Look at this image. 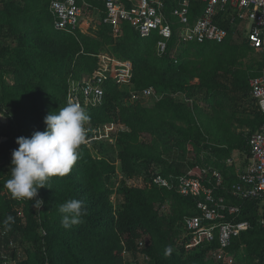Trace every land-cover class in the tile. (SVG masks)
Here are the masks:
<instances>
[{
    "label": "trees",
    "instance_id": "1",
    "mask_svg": "<svg viewBox=\"0 0 264 264\" xmlns=\"http://www.w3.org/2000/svg\"><path fill=\"white\" fill-rule=\"evenodd\" d=\"M49 3L0 0V114L7 120L0 127V137L6 138L0 144V264H223L210 256L218 247L216 239L197 247H187L191 236L182 239L184 216L198 209L195 198L177 191L175 178L205 163L220 170L226 184L233 182L225 160L233 150L247 152L249 135L264 121L252 104L247 106L249 82L260 75L264 61L253 57L256 51L241 23L218 21L227 30L219 43H184L173 33L159 56L157 31L142 37L128 22L117 38L105 23L94 35L57 30ZM172 5L169 0L166 10ZM191 7L198 10V2L193 0ZM104 50L131 61V84L106 81L102 103L85 109L89 146L79 147L70 174L51 178V188L38 189L37 198L45 202L39 211L32 201L14 199L5 181L16 138L43 131L44 117L66 105L68 80L90 74ZM148 87L160 95L148 98L151 106L145 98L131 99L130 91ZM110 122L127 127L117 132L114 144L92 139ZM238 127L247 129L246 136ZM117 168L123 178L114 190L109 184ZM157 174L172 187L158 186L153 181ZM227 186L215 194L236 204L238 220L250 224L230 240L233 263L264 264L258 204L236 199ZM70 199L84 201L87 211L81 223L65 229L58 208ZM165 201L169 213L161 210ZM8 215L14 222L6 229Z\"/></svg>",
    "mask_w": 264,
    "mask_h": 264
},
{
    "label": "built area",
    "instance_id": "2",
    "mask_svg": "<svg viewBox=\"0 0 264 264\" xmlns=\"http://www.w3.org/2000/svg\"><path fill=\"white\" fill-rule=\"evenodd\" d=\"M168 1L50 0L48 9L53 27L57 30L73 32L78 29L83 34L94 35L99 25L105 23L111 25L112 35L117 38V31L124 22H128L142 37L157 31L159 40L156 53L159 56L165 53L173 33L184 43H219L227 37V30L218 21L228 25L241 23L248 45L264 61V0H196L198 10H192L193 0H174V5L167 11ZM97 58V64L90 74L81 79L68 80L66 104L72 101L85 110L102 103L106 81L111 80L120 86L131 84L132 63L129 59L120 58L110 50L100 51ZM249 85L250 104L264 115V68L259 76L250 80ZM130 93L133 99L160 98L153 87ZM125 129L127 127L120 122L106 123L100 126L97 136L92 139H106L114 144L117 132ZM90 140L85 136L83 144L89 146ZM242 153L244 158L240 163H236L231 155L225 160L226 167L233 169L235 175V180L228 184L220 170L205 163L197 165L199 171L188 167L175 178L177 191L195 198L198 209L196 214L184 216L183 232L191 236L190 242L195 240L197 246L216 239L218 247L212 255H216L215 258L223 264H234L233 255L227 247L231 238L239 236L250 224L238 220L239 207L227 201L223 195H216V189L225 191L228 185L226 191L236 199L256 201L259 207L258 222L264 227V121L249 135L248 150ZM205 157L204 153L200 155V158ZM153 181L160 187H172L160 174L153 176ZM166 206H170L169 201L161 205V210ZM187 236L183 234L181 237ZM187 247L193 246L189 244Z\"/></svg>",
    "mask_w": 264,
    "mask_h": 264
},
{
    "label": "clouds",
    "instance_id": "3",
    "mask_svg": "<svg viewBox=\"0 0 264 264\" xmlns=\"http://www.w3.org/2000/svg\"><path fill=\"white\" fill-rule=\"evenodd\" d=\"M88 121L86 111L79 104L69 101L58 111H51L44 117L46 127L43 131H34L30 137L16 138L18 148L12 150L10 178L5 181L14 199L32 201V206L39 211L45 202L37 198L38 189L51 188L48 183L51 178L70 174L79 157L78 149L85 141ZM86 211L84 201L80 199L60 204L61 226L70 229L81 223ZM13 222L14 217L8 215L3 222L4 227L10 228ZM169 252L170 249L166 255Z\"/></svg>",
    "mask_w": 264,
    "mask_h": 264
},
{
    "label": "rangeland",
    "instance_id": "4",
    "mask_svg": "<svg viewBox=\"0 0 264 264\" xmlns=\"http://www.w3.org/2000/svg\"><path fill=\"white\" fill-rule=\"evenodd\" d=\"M253 57L256 58V59H260L261 58L260 54L257 51L253 53ZM123 86L124 87H127L125 85H123ZM131 99H133V98L131 97ZM133 100H135V99H133ZM133 100H131V101H133ZM244 104L247 105L246 102ZM145 105L146 106H151L152 105V99L145 100ZM247 106L249 107V106H251V104L248 103ZM241 107H243V105H241ZM4 125H6V122L5 123H1L0 122V127H2ZM234 125L237 127V124H234ZM0 131H2V130L0 129ZM237 131L242 132L245 136H246V134L248 132L247 129H245L244 127H238ZM4 140H5V138L4 139L0 138V144ZM115 149H116V147H115ZM112 155H115V154H112ZM113 157H115V156H113ZM231 157L234 159V161H236V163H240V161L244 158V153H242L239 150L232 151L231 152ZM116 164L117 165L119 164L118 161L116 162ZM122 178H123V176H122L119 168H117V170L115 172V175H113L112 180H110L111 183L109 184V186L115 190L120 185ZM112 200L113 201H116L115 200V194H112ZM162 211L165 212V213H169L170 212V206H166L164 209H162ZM183 234H184V236H187V233L183 232ZM183 234H182V237H183ZM190 244L193 247L194 246L197 247V245L195 243V240L194 241H191ZM210 256H212V254ZM215 257L217 258L216 255H215ZM144 258L147 260V257H144Z\"/></svg>",
    "mask_w": 264,
    "mask_h": 264
},
{
    "label": "water",
    "instance_id": "5",
    "mask_svg": "<svg viewBox=\"0 0 264 264\" xmlns=\"http://www.w3.org/2000/svg\"><path fill=\"white\" fill-rule=\"evenodd\" d=\"M0 122H1V123H5V122H7V120H6V118H5L4 115H1Z\"/></svg>",
    "mask_w": 264,
    "mask_h": 264
},
{
    "label": "crops",
    "instance_id": "6",
    "mask_svg": "<svg viewBox=\"0 0 264 264\" xmlns=\"http://www.w3.org/2000/svg\"><path fill=\"white\" fill-rule=\"evenodd\" d=\"M233 151H236V150H233Z\"/></svg>",
    "mask_w": 264,
    "mask_h": 264
}]
</instances>
